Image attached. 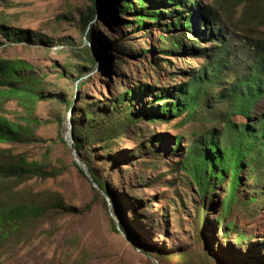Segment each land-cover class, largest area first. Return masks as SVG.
<instances>
[{
    "label": "rangeland",
    "instance_id": "1",
    "mask_svg": "<svg viewBox=\"0 0 264 264\" xmlns=\"http://www.w3.org/2000/svg\"><path fill=\"white\" fill-rule=\"evenodd\" d=\"M196 1L215 18L212 24L199 15L196 29L222 28L218 38L230 39L236 47L227 81L249 54L240 34L251 41L264 37V19L249 17L248 1ZM95 5L97 11L82 29L79 20L94 6L91 0H0V27L32 32L31 40L20 41L0 32V57L27 63L22 73L35 79L36 90L51 96L31 106L19 95H0V115L15 124L22 139L0 141V164L26 162L56 171L51 177L7 184L13 202L47 207L39 216L0 229V264H264V181L242 170L238 199L223 217L228 177L202 195L182 167L191 141L217 128L225 100L216 101L205 116L198 112L185 118L183 112L154 122L141 118L108 145L85 140L82 152L93 155L91 163L112 199L76 161L73 138L69 140L72 117L87 124L85 109L94 106L101 111L107 107L112 116V99L135 86L145 91L133 98V110L149 111L165 101L154 99L159 88L185 81L204 63V53L189 51V39L195 47L216 45L187 30L189 39L183 42L188 51L165 55L160 48L167 44L160 34L182 32L164 29L161 23L168 19L145 31L137 27L136 16L119 12L121 0H95ZM262 103L253 105L252 115ZM233 118L246 122L242 115ZM160 135L161 142L155 143ZM175 135L182 140L173 149ZM149 139L152 151L158 147L155 155L146 146ZM252 195L256 198L250 201Z\"/></svg>",
    "mask_w": 264,
    "mask_h": 264
},
{
    "label": "trees",
    "instance_id": "2",
    "mask_svg": "<svg viewBox=\"0 0 264 264\" xmlns=\"http://www.w3.org/2000/svg\"><path fill=\"white\" fill-rule=\"evenodd\" d=\"M91 1L94 6L89 8L88 12L83 14L79 20L82 29L86 28L89 20L97 11L95 0ZM243 1L249 2L246 4L249 17L256 15L260 20L264 19V0H239V2ZM119 12L121 14L127 12L131 16H136L134 20L137 27L144 28L145 31L153 24L162 22L163 19H168L161 23L164 29L170 30V27H179L182 30L179 35L160 34L159 39L167 44L160 48L162 54L180 55V53L188 51L183 42L185 38L189 39L185 37L187 30L192 31V34L198 38L202 36L206 40L213 41L216 45L210 48L195 47L194 39H189L192 45H190L192 50L189 51L199 52L201 56L204 53L206 56L204 63L200 68L191 71L185 81L170 87L159 88L160 94L154 95V99L162 98L165 101L151 110L147 111L143 107L133 110V98L145 91L141 86H135L126 88L112 99L109 105L114 110L112 116L109 115L107 107H103L104 111H101L94 106L91 109H85L87 124L78 123L75 117H72V145L74 149L85 163L93 181L112 199L113 195L109 193L110 190L107 188L105 180L91 163L93 155H86L82 152V143L85 140L88 145L98 143L108 145L124 130L125 126L133 124L141 118L154 122L156 119L163 120L164 117L178 116L183 112H185V118L194 116V113L198 112H200L199 116H205L211 108L215 109L216 101L225 100L226 111H218L217 128L214 125L204 132L205 135L191 141L181 162L185 173L196 184L198 192L202 195H205L207 190L214 189L216 183L220 184L228 177L229 184L221 210L222 216L226 217L232 209L233 202L238 199L237 190L242 184L240 176L242 170H245L253 179L264 181V103L255 115L251 113L253 105L264 100V37L251 41L243 33L240 34L242 45L247 47L249 54L246 59L239 57L242 59L240 61L243 63V67H235L233 76L226 81L229 68L234 67L231 55L232 50L236 47L230 42V39L220 40L218 38L222 36V28H211L210 26L207 29L204 27L196 29V18L199 15H202L205 20H210L212 24L215 20L213 13L209 14L205 6L199 5L196 0H121ZM99 20L107 21L103 16H100ZM260 20L258 22L262 24ZM198 21L200 20L197 18V24ZM11 30L13 33H10ZM11 30L5 31L0 27L2 36L8 40H31L29 38L31 31L15 28ZM3 43L0 39V44ZM86 52L87 55L91 54L92 56L88 46ZM89 58L93 63V57ZM160 59L167 60V58L161 57ZM26 66L27 63L21 60L0 57V87H2L0 95L16 94L25 104L33 106L37 100L51 98V96L35 89L37 83L34 81L35 79L22 73L27 68ZM181 71L184 72V70ZM236 115L244 116L246 122H236L233 118ZM17 130L15 124L0 115V141H22ZM161 140L162 136L160 135L155 143H159ZM181 140L180 135H175L172 148L175 149ZM146 143L150 152L155 155L158 147L152 151L155 147L153 139H149ZM79 170L82 173V170ZM55 174L56 171L46 170L42 165L34 163L0 164V229L15 227L24 219L39 216L47 207L35 203L13 202L10 198L11 188L7 186L10 180L19 181L31 176L46 178ZM255 198L252 195L249 200L253 201ZM245 202L247 203V200ZM116 211L118 212V208ZM227 225L231 227V222H228ZM122 228L128 233L125 227L122 226Z\"/></svg>",
    "mask_w": 264,
    "mask_h": 264
},
{
    "label": "water",
    "instance_id": "3",
    "mask_svg": "<svg viewBox=\"0 0 264 264\" xmlns=\"http://www.w3.org/2000/svg\"><path fill=\"white\" fill-rule=\"evenodd\" d=\"M69 140H70V141L72 140V133L69 134ZM74 157H75L76 161H77V162L80 164V166L82 167V170L84 171V173H86V174L88 175L89 179H90L93 183H95V182L93 181V179L91 178L90 174L88 173V171H87V169H86V166H85V163H84L82 160H80V158H79L78 156H76L75 154H74ZM95 184H96V183H95ZM95 184H94V185H95Z\"/></svg>",
    "mask_w": 264,
    "mask_h": 264
}]
</instances>
